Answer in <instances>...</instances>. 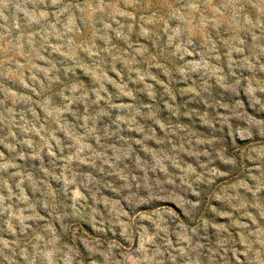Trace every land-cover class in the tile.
Wrapping results in <instances>:
<instances>
[{
	"label": "clouds",
	"instance_id": "clouds-1",
	"mask_svg": "<svg viewBox=\"0 0 264 264\" xmlns=\"http://www.w3.org/2000/svg\"><path fill=\"white\" fill-rule=\"evenodd\" d=\"M0 264H264V0H0Z\"/></svg>",
	"mask_w": 264,
	"mask_h": 264
}]
</instances>
